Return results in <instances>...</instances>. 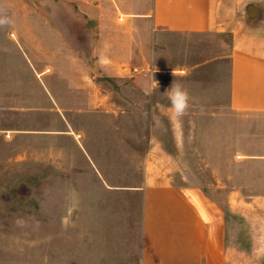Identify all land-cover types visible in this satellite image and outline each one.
<instances>
[{"label": "rangeland", "instance_id": "obj_1", "mask_svg": "<svg viewBox=\"0 0 264 264\" xmlns=\"http://www.w3.org/2000/svg\"><path fill=\"white\" fill-rule=\"evenodd\" d=\"M51 3L0 0V12L11 20L0 26V264L66 260L68 246L85 239L93 247L123 243V258L132 256L139 245L140 196L107 191L103 178L126 188L141 184L148 170L157 179L203 189L225 213H236L237 224L245 214L264 244V159H256L264 156V112L226 105L223 56L232 49L231 35L168 34L156 44L154 79L168 87L175 79L191 96L187 115L173 128L170 113L154 104L163 93L140 95L138 108L126 102L129 94L120 90L143 83L134 76L98 80L114 102L125 101L122 108L92 114L73 107L67 85L52 76L57 46L35 43L30 21L40 14L37 7L49 10ZM147 72L134 73L147 78ZM53 88L63 108L54 102ZM85 141L92 158L83 152ZM90 164L103 172L84 168ZM71 212L105 213L107 220H70ZM91 256L99 261L115 254L93 249ZM260 256L239 255L237 261L256 264Z\"/></svg>", "mask_w": 264, "mask_h": 264}, {"label": "crops", "instance_id": "obj_2", "mask_svg": "<svg viewBox=\"0 0 264 264\" xmlns=\"http://www.w3.org/2000/svg\"><path fill=\"white\" fill-rule=\"evenodd\" d=\"M37 9V14H43L30 21V29L36 30L35 43L57 46L52 76L67 85L65 91L77 109L99 114L122 108L125 99L114 102L111 91L98 81L103 79L134 76L135 82L141 80L142 85L120 90L129 94L126 102L132 108H138L140 95L151 98L164 93L168 86L159 84L151 95L146 94L156 71V44L164 35L228 33L232 49L223 56L226 105L233 111L264 112V0H52L49 10ZM139 69L148 71L151 78L137 77L134 72ZM51 96L59 108L64 107L55 88ZM154 104L170 113L166 96ZM168 120L173 128L176 122L170 116ZM65 123L74 132L72 122L65 118ZM83 152L92 158L86 141ZM256 159L262 161L264 156ZM84 168L103 172L95 164ZM249 169L246 164L245 172ZM149 171L141 184L126 188L113 186L101 175L107 191L126 189L140 196L139 245L132 256L123 258L128 253L123 243L93 247L85 239L82 245L68 246L66 260L37 264H245L237 257L254 253L261 254L256 264H264V244L256 240L262 233L252 230L245 214L237 224L236 213H225L203 189L157 179ZM68 219L103 221L107 214L71 212ZM93 249L115 257L94 261Z\"/></svg>", "mask_w": 264, "mask_h": 264}, {"label": "clouds", "instance_id": "obj_3", "mask_svg": "<svg viewBox=\"0 0 264 264\" xmlns=\"http://www.w3.org/2000/svg\"><path fill=\"white\" fill-rule=\"evenodd\" d=\"M10 24V18L6 14L0 12V26H6ZM155 72L156 71H154L152 74V85L146 91L147 95H151L155 89L159 88V82L154 79ZM172 75H175L174 70H172ZM163 95L169 100L170 118L176 123H179L182 118L187 115L190 108L191 96L189 91L183 86L182 83L174 79L170 86L164 91Z\"/></svg>", "mask_w": 264, "mask_h": 264}]
</instances>
